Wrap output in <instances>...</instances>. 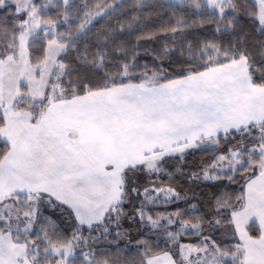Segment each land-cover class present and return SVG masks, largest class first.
Here are the masks:
<instances>
[{
  "label": "snow or ice",
  "instance_id": "6c2138e0",
  "mask_svg": "<svg viewBox=\"0 0 264 264\" xmlns=\"http://www.w3.org/2000/svg\"><path fill=\"white\" fill-rule=\"evenodd\" d=\"M216 69L264 102V0H0V108ZM213 145L132 169L95 219L0 194V264H264V219L246 207L264 191V119Z\"/></svg>",
  "mask_w": 264,
  "mask_h": 264
},
{
  "label": "crops",
  "instance_id": "0c3cea01",
  "mask_svg": "<svg viewBox=\"0 0 264 264\" xmlns=\"http://www.w3.org/2000/svg\"><path fill=\"white\" fill-rule=\"evenodd\" d=\"M205 72L213 77L194 75V84L184 77L155 87L125 85L48 100L35 121L29 111L5 103L0 139L8 150L0 162V194L47 193L95 219L99 207L87 199L99 192L94 181L264 119V102L248 101L227 70ZM246 207L249 218L264 219V191L250 189Z\"/></svg>",
  "mask_w": 264,
  "mask_h": 264
},
{
  "label": "rangeland",
  "instance_id": "374dc122",
  "mask_svg": "<svg viewBox=\"0 0 264 264\" xmlns=\"http://www.w3.org/2000/svg\"><path fill=\"white\" fill-rule=\"evenodd\" d=\"M214 72H204L202 74H194L196 77L200 78V77H207V76H212ZM193 75V76H194ZM216 77L218 76V74L215 75ZM187 77V76H185ZM213 77V76H212ZM187 80H192V83L191 84H194L196 81H194L193 79H182V81H184L186 84L190 83V82H186ZM155 85V84H154ZM64 95L60 94V93H52L48 96V100H55L57 98H63ZM43 97H40V99H42ZM105 98V96L103 97V99ZM6 104H5V108L4 110H6ZM195 110L199 111L200 109L196 106H194ZM183 107H181L180 109V112L181 113H184L183 111ZM190 109L192 110V108L190 107ZM203 109H206L205 106H203ZM2 110V111H4ZM187 112V111H186ZM213 141L216 142L217 144V141L216 139H212V140H209V141H205L204 143H199V144H194L192 146H190V148H194V147H199V146H215L213 145ZM180 152H183V151H180ZM160 158L157 157V158H152V159H148L146 161V163L148 162H152V161H157L159 160ZM146 163H143V164H146ZM140 165H137V166H132V165H129L128 168L125 167L124 171L126 169H138ZM123 171V172H124ZM123 172L122 174H119V173H113V174H116L117 176L115 178H112L111 176L107 177V178H104V179H101L98 181H94L96 182L97 184L99 183V194H95L93 196H91L90 198H87L89 200L93 199L95 204L98 205L99 207V214H98V217L101 215V213H104L103 211H107L108 209L111 208V206L113 204H115L117 202V200L119 199L121 193H122V190H123V187H124V183H123ZM105 211V212H106ZM78 213L80 214H83L85 216V218H89L90 216H93L91 215V213L89 211H78Z\"/></svg>",
  "mask_w": 264,
  "mask_h": 264
},
{
  "label": "trees",
  "instance_id": "16d2710c",
  "mask_svg": "<svg viewBox=\"0 0 264 264\" xmlns=\"http://www.w3.org/2000/svg\"><path fill=\"white\" fill-rule=\"evenodd\" d=\"M184 77L185 76H183V77H176L174 79H170V80H166L164 82H161L159 75H156V76L153 77V84H163V83H167V82H170V81H173V80H177V79H181V78H184ZM85 94H87V93H82V94H78V95H64V97L70 99V98H75V97L83 96ZM48 96L43 98V103H36V104H31V105L26 104L25 106H19V105H16L15 104L14 107L16 109H23V110L29 111L31 113V115H32V120L35 121L38 118V116L47 107V104H48ZM3 123H4V121H3L2 115L0 114V128L3 126ZM230 135H231V133H228V134H226L224 136H219L217 138V144H222L224 137L225 136H230ZM7 150H8V145L3 140L0 139V162L3 159L4 155L6 154ZM214 154L215 153H198L192 159H193V161H195L197 159H203L207 155H214ZM138 169H139V167H138ZM131 175H133L132 169H126L123 172V183H124V185L127 182L128 177L131 176Z\"/></svg>",
  "mask_w": 264,
  "mask_h": 264
}]
</instances>
